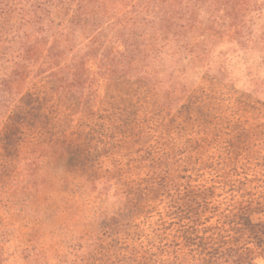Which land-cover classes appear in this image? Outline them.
Here are the masks:
<instances>
[{"label": "rangeland", "instance_id": "1", "mask_svg": "<svg viewBox=\"0 0 264 264\" xmlns=\"http://www.w3.org/2000/svg\"><path fill=\"white\" fill-rule=\"evenodd\" d=\"M145 1L125 0V7L118 2L108 3L112 12L127 15L125 21L137 13L142 16L138 27L131 28L127 22L126 28L115 34V38L125 42L126 49L118 60L110 61L113 70L110 86L95 74L88 90L89 99L59 103L46 85L47 92L38 96L40 102L21 103L16 107L18 114H14L9 123L0 125H4L0 128V264H28L30 257L28 260L25 255L38 250H44L47 260L54 262L55 254L65 250L61 242L64 236L90 233L96 230L101 217L115 219L125 212L126 205L135 202L139 208L140 204L144 208L132 220V225L142 223L143 228L146 222L145 236L151 243L157 244L161 234L167 237L171 244L167 250L178 251L173 260L175 264H264V162L255 170L256 162L250 163L251 171L247 172L244 189L250 192L247 198L251 205L237 212L235 219L229 213V188L224 187L222 191V187L210 188V185L200 188L208 194L212 191L209 198L218 208L200 217L197 228H189L180 209L179 214L165 216L174 207H180L182 201L174 198L171 183L178 187L194 178L203 182L209 177L204 172L191 171L199 166L193 165L191 158L190 163L188 160V150L193 154L196 143L204 137L201 131L192 129L191 124L195 118H206V107H202V103L187 107L185 103L175 113L179 125H167L169 127L164 126L162 130L155 127L160 117L151 120L155 126L148 128L151 123L146 124V112L157 101L168 104L170 99L165 98L171 97L170 90L182 89L177 84H183V88L196 84L202 87L215 80L200 81V77L207 74L197 67L198 60L182 68V62L177 65L176 60L169 61V58L163 60L168 70L160 83L161 94L156 95L158 89L134 78L130 60L139 55L142 44L148 42L149 28L157 29L162 20L178 9L160 6L157 2L142 8ZM187 7L179 10L183 13L187 10L186 17L194 14L195 22L205 10L202 6ZM190 21L188 26H200ZM101 22L92 24L95 28ZM216 41L218 45L209 58L211 66L218 69L222 60L217 55L231 50L225 37ZM228 60L232 63L236 57ZM96 62L91 58L87 61L90 72H85V76L96 72ZM242 69L239 65L234 74L240 76ZM28 87L31 88V84ZM32 93L35 94L36 89ZM179 97H173L174 107L178 106ZM216 127L213 134L223 136L224 126L216 124ZM149 146L160 148L165 152L164 157L146 163L145 151ZM30 163L34 165L29 166ZM28 166L33 169L32 173ZM225 169V174H229L237 167L230 162ZM249 180L253 181L255 190L253 185H248ZM160 186L168 187V193ZM158 221L165 222L160 232L155 229ZM230 227L232 231L228 230ZM236 238H240V242L230 254L228 242ZM158 258L161 262L168 259L164 255Z\"/></svg>", "mask_w": 264, "mask_h": 264}, {"label": "trees", "instance_id": "2", "mask_svg": "<svg viewBox=\"0 0 264 264\" xmlns=\"http://www.w3.org/2000/svg\"><path fill=\"white\" fill-rule=\"evenodd\" d=\"M124 1L0 0V125L9 123L14 118L12 116L18 114L16 109L21 103L40 102L38 96L43 91L47 92L46 85L53 90L59 103L89 99L88 90L95 74L110 86L113 82L110 61L118 60L126 49L125 42L115 38V34L126 28L127 22L131 28L138 27L142 19L137 13L125 21L127 15L112 12V6H108L110 2L112 5L118 2L125 7ZM155 2L178 9L162 20L157 29L149 28L148 42L142 44L144 47L139 55L130 60L134 78L158 89L156 95L161 94L160 83L168 70L163 60L169 58V61L176 60L174 64L177 65L182 62V68L198 60L197 67L207 74L201 76L200 81L215 80L202 87L196 84L192 88H183V84H177L182 89L173 87L170 90L171 97L167 95L165 98L170 99L168 104L155 100L156 104L146 112V124L161 118L157 126L151 123L148 128L154 125L162 130L164 126L169 127L167 125H179L175 113L185 103L187 107L194 103H202V107H206V118H195L191 124L192 129H198L204 137L196 143L193 154L191 149L188 150V160L190 163L191 158V163L199 166L191 171L204 172L209 177L203 182L194 178L178 187L170 182L174 198L179 197L182 201L180 207H174L165 216L179 214L180 209V213L184 211L182 216L188 220L189 228H197L200 217L218 208L209 198L212 191L208 194L200 188L210 185V188L222 187V191L224 187L229 188V213L235 219L237 212L251 205L247 198L250 192L244 189L247 172L251 171L250 163L256 162L255 170L264 162V0H146L142 8L154 6ZM184 6H202L205 9L197 20L200 26H188L190 20L197 22L193 20L194 14L186 17L189 12L179 10ZM99 21L101 24L94 28L92 23ZM197 30H200L198 35L195 34ZM224 37L231 51L217 55L222 65L215 69L210 64L209 54L218 45L216 39ZM165 48L166 51L163 50ZM231 56L236 57L232 63L227 61ZM90 58L97 61V70L92 76H85V72H90L86 67ZM239 65L243 69L240 76H236L234 69ZM146 97L150 99L151 96ZM173 97H179L177 107L172 105ZM216 124L224 126L223 136L213 134L217 130ZM159 149L147 147L146 163L164 157L165 152ZM27 158L30 160V156ZM230 162L237 169L225 174V165ZM27 169L32 173L31 167ZM252 183L249 180L248 185ZM252 187L256 189L255 185ZM161 189L168 193V187ZM143 208L141 204L139 208L136 202L130 203L115 219L101 217L96 230L64 236L61 242L65 250L55 254L54 262L47 260L44 250H31L36 252L25 255V258L29 260L30 257L28 264H175L173 260H176L178 251L167 250L171 245L167 237L161 234L157 244L151 243L145 236L146 222H143V228L142 223L132 225V220ZM164 223L158 221L155 229L160 232ZM238 242L240 238L228 242L230 254ZM161 255L168 259L158 261Z\"/></svg>", "mask_w": 264, "mask_h": 264}]
</instances>
